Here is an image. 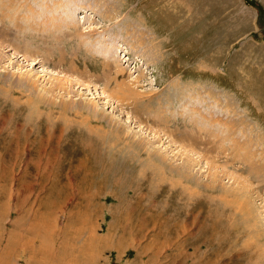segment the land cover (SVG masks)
<instances>
[{"label":"rangeland","instance_id":"1","mask_svg":"<svg viewBox=\"0 0 264 264\" xmlns=\"http://www.w3.org/2000/svg\"><path fill=\"white\" fill-rule=\"evenodd\" d=\"M242 1L0 0L7 264H264V9Z\"/></svg>","mask_w":264,"mask_h":264},{"label":"crops","instance_id":"2","mask_svg":"<svg viewBox=\"0 0 264 264\" xmlns=\"http://www.w3.org/2000/svg\"><path fill=\"white\" fill-rule=\"evenodd\" d=\"M251 3H254V4H256V5H258L260 8H262V9H264V0H249ZM242 5L240 4V2H239V4H238V7L240 8V7H243L244 8V6L246 5H248L247 3H246V1L245 0H243L242 2ZM252 6V5H251Z\"/></svg>","mask_w":264,"mask_h":264},{"label":"bare ground","instance_id":"3","mask_svg":"<svg viewBox=\"0 0 264 264\" xmlns=\"http://www.w3.org/2000/svg\"><path fill=\"white\" fill-rule=\"evenodd\" d=\"M84 32H86V30H85ZM87 32H88V31H87ZM88 34H89V33H88ZM80 37H81V36H80ZM83 39H84V38H83ZM3 55H4V54L0 55V59H2V58L5 56V55H4V56H3ZM115 80H116V79H115ZM120 90H122V89H120ZM117 92H118V91H117ZM127 92H128V91H127ZM127 92H126V93H127ZM116 94H117V93H116ZM10 238H11V237H10ZM9 240H10V239H9ZM7 253H8V250L4 253V255H7ZM4 255H1V256H0V260H1V261H0V264H7V263H6V260L4 259V257H5Z\"/></svg>","mask_w":264,"mask_h":264}]
</instances>
